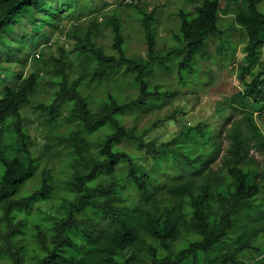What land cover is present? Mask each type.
I'll return each instance as SVG.
<instances>
[{
  "label": "clouds",
  "instance_id": "clouds-1",
  "mask_svg": "<svg viewBox=\"0 0 264 264\" xmlns=\"http://www.w3.org/2000/svg\"><path fill=\"white\" fill-rule=\"evenodd\" d=\"M0 264H264V0H0Z\"/></svg>",
  "mask_w": 264,
  "mask_h": 264
}]
</instances>
